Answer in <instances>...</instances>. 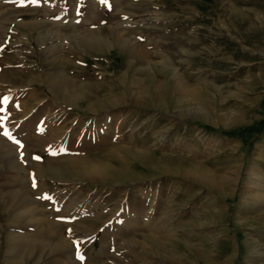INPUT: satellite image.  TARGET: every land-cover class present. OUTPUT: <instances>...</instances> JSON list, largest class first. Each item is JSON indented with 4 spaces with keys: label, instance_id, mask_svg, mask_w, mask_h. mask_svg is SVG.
<instances>
[{
    "label": "rangeland",
    "instance_id": "1",
    "mask_svg": "<svg viewBox=\"0 0 264 264\" xmlns=\"http://www.w3.org/2000/svg\"><path fill=\"white\" fill-rule=\"evenodd\" d=\"M0 264H264V0H0Z\"/></svg>",
    "mask_w": 264,
    "mask_h": 264
},
{
    "label": "snow or ice",
    "instance_id": "2",
    "mask_svg": "<svg viewBox=\"0 0 264 264\" xmlns=\"http://www.w3.org/2000/svg\"><path fill=\"white\" fill-rule=\"evenodd\" d=\"M17 2H18V3H20L21 5H24V3H25V0H17ZM29 2H31V3H33V4H35V3H37V2H38V0H29ZM101 2H102V3H104V2H105V0H101ZM4 103H8V101H7V100H5V101H4ZM37 159H39V158L37 157ZM81 259H83V257H81Z\"/></svg>",
    "mask_w": 264,
    "mask_h": 264
},
{
    "label": "bare ground",
    "instance_id": "3",
    "mask_svg": "<svg viewBox=\"0 0 264 264\" xmlns=\"http://www.w3.org/2000/svg\"><path fill=\"white\" fill-rule=\"evenodd\" d=\"M59 81H61V80H59ZM62 82V81H61ZM91 169V168H90ZM94 171H97V172H100L101 173V171H102V167L101 168H94ZM110 171V170H109ZM111 173V172H110Z\"/></svg>",
    "mask_w": 264,
    "mask_h": 264
}]
</instances>
